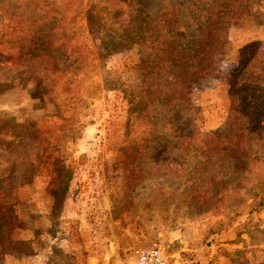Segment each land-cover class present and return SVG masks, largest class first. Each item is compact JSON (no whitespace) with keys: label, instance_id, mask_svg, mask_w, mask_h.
<instances>
[{"label":"rangeland","instance_id":"1","mask_svg":"<svg viewBox=\"0 0 264 264\" xmlns=\"http://www.w3.org/2000/svg\"><path fill=\"white\" fill-rule=\"evenodd\" d=\"M166 2L185 47L196 46L206 0H0V178L18 185L0 264H136L152 249L170 264H264V207L247 206L264 159L238 181L229 157L208 147L240 113L233 100L249 102L264 79V0L229 22L216 77H192L182 97L159 88L149 104L146 46L121 36L138 7L155 25L169 21ZM246 145L259 157L264 134ZM209 163L234 185L186 195Z\"/></svg>","mask_w":264,"mask_h":264},{"label":"trees","instance_id":"2","mask_svg":"<svg viewBox=\"0 0 264 264\" xmlns=\"http://www.w3.org/2000/svg\"><path fill=\"white\" fill-rule=\"evenodd\" d=\"M203 8L195 10L205 12L207 16H202L203 21L194 22L193 25H202L204 33L194 41L196 46L185 47L187 41V31L181 23L178 11L173 9L174 5L166 2V12L168 18L158 25H155L150 14L138 7L128 15L129 22L132 23L126 35L129 44L142 42L145 48V61L142 68V81L150 92L149 104L154 103L156 97L161 94L157 89L161 88L164 94L172 93V96H184L190 88V79L198 75H213L216 77L219 70L218 61L224 56L228 49L229 41L226 37L229 22L237 16L251 13L253 0H206ZM169 11H172L169 13ZM175 11V12H174ZM200 18V16H199ZM197 20V17L194 18ZM56 24V28L64 29L65 25ZM68 29V28H67ZM68 31V30H67ZM141 40V41H140ZM245 81L248 80V70L245 69ZM164 87L165 89H163ZM253 96L249 102H239V97L233 100L237 104L235 111L240 113L234 117V122L230 126L216 129L208 135L209 149H219L225 157H229V172L235 171L238 181H249L247 172L250 163L264 159V151L259 157L253 158L248 152L247 140L259 142L264 134V129L253 130L249 126L255 122L256 112H264V103L261 95L257 91H264V79L262 77L253 83ZM260 92V93H261ZM176 97V98H177ZM261 98V99H260ZM148 106V105H147ZM154 109V108H153ZM248 113L250 115H248ZM154 120L153 114H150ZM231 119V118H230ZM262 118L258 119L260 123ZM264 122V121H263ZM245 124V125H244ZM244 125V132H240ZM254 133L253 137L250 135ZM148 139V138H147ZM145 140L149 143V139ZM219 141L218 144L214 142ZM197 168V167H195ZM197 174L204 175L203 185H190L185 189V194L205 191H213L221 187L225 190L226 186L234 185L236 178H229L218 172L213 173L211 163L200 167ZM233 170V171H232ZM187 171V170H185ZM200 176V178H201ZM234 176V173H233ZM198 182L200 179H197ZM5 181L9 185V190L3 196L0 195V255L8 248H11L12 233L16 226L15 214L10 210V205L16 199L17 184L13 183L9 177L0 178V185ZM195 183V182H194ZM217 190V191H221ZM250 203L247 205L250 211H258L264 207V177H258L250 182ZM11 243V244H10Z\"/></svg>","mask_w":264,"mask_h":264},{"label":"built area","instance_id":"3","mask_svg":"<svg viewBox=\"0 0 264 264\" xmlns=\"http://www.w3.org/2000/svg\"><path fill=\"white\" fill-rule=\"evenodd\" d=\"M136 264H170L160 249H152L139 254Z\"/></svg>","mask_w":264,"mask_h":264}]
</instances>
